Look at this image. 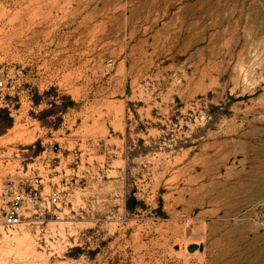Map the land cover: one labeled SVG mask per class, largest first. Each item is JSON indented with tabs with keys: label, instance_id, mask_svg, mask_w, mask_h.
I'll list each match as a JSON object with an SVG mask.
<instances>
[{
	"label": "rangeland",
	"instance_id": "rangeland-1",
	"mask_svg": "<svg viewBox=\"0 0 264 264\" xmlns=\"http://www.w3.org/2000/svg\"><path fill=\"white\" fill-rule=\"evenodd\" d=\"M0 181L40 204L0 264H264V0H0Z\"/></svg>",
	"mask_w": 264,
	"mask_h": 264
},
{
	"label": "built area",
	"instance_id": "built-area-1",
	"mask_svg": "<svg viewBox=\"0 0 264 264\" xmlns=\"http://www.w3.org/2000/svg\"><path fill=\"white\" fill-rule=\"evenodd\" d=\"M16 73L11 68L0 66V92L14 93L17 88ZM40 180L5 178L0 181V226L5 230H14L36 213L43 202L55 205L59 201L56 188H51L42 197L43 188H39Z\"/></svg>",
	"mask_w": 264,
	"mask_h": 264
}]
</instances>
